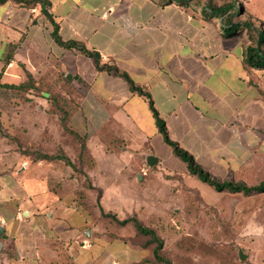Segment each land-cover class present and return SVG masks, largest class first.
<instances>
[{
  "label": "crops",
  "instance_id": "1",
  "mask_svg": "<svg viewBox=\"0 0 264 264\" xmlns=\"http://www.w3.org/2000/svg\"><path fill=\"white\" fill-rule=\"evenodd\" d=\"M49 1L63 40L99 52L149 93L170 138L206 172L230 181L264 159V72L245 69L242 36H223L220 21L177 2ZM53 31L40 5H0V83L63 76L82 96L75 131L97 143H134L150 167L151 142L163 138L149 99L57 44ZM183 164L176 174L189 178ZM155 165L163 168L162 160ZM35 168L25 176L18 175L22 168L0 174V264H153L151 250L133 243V229L130 236L120 232L131 226L95 231L100 214L78 206L75 197L45 192Z\"/></svg>",
  "mask_w": 264,
  "mask_h": 264
},
{
  "label": "rangeland",
  "instance_id": "2",
  "mask_svg": "<svg viewBox=\"0 0 264 264\" xmlns=\"http://www.w3.org/2000/svg\"><path fill=\"white\" fill-rule=\"evenodd\" d=\"M233 1L241 6L243 19H252L264 31V0ZM52 96L59 97L58 102L69 110L66 114L77 106L68 124L75 131L82 96ZM54 109L37 91H0V174L22 168L18 175L25 176L27 168L36 166L33 174L44 183L45 192L81 197L100 215L102 208L119 220L137 218L163 239L162 253L173 264H264V193L218 192L194 176L176 174L184 171L183 161L158 139L151 148L163 168L145 165L143 151L134 143H97L82 135L86 149L82 148ZM40 152L68 157L75 169L64 160H35ZM232 180L249 186L263 182L264 159ZM98 222L95 231L119 232L110 218L102 216ZM132 229L120 232L130 236Z\"/></svg>",
  "mask_w": 264,
  "mask_h": 264
},
{
  "label": "trees",
  "instance_id": "3",
  "mask_svg": "<svg viewBox=\"0 0 264 264\" xmlns=\"http://www.w3.org/2000/svg\"><path fill=\"white\" fill-rule=\"evenodd\" d=\"M10 0H0V5L5 4ZM18 5H22L27 8H34L37 5L41 6L42 13L51 21L54 25V31L52 33L54 40L57 44L68 50H75L84 56L92 59L96 65L97 70L107 71L124 78L133 92H137L140 95H144L149 99L150 109L152 111L156 127L159 133L162 135L164 143L169 146L175 156L182 160L186 164L187 172L189 175L194 176L199 181L207 184L218 192H229V193H243L245 195H253L258 193H264V181L253 186L247 185L245 182L240 181H221L218 178L212 176L210 173L206 172L195 160L193 155L180 147V145L170 138L166 123L162 119L154 107V103L151 99L149 93L144 91L142 88L135 86L130 77L125 73H120V71L114 67L110 66L108 63H104L99 52L95 50L88 49L83 43L78 41H65L59 34V26L53 21L48 9L51 6L49 0H11ZM164 4H171L177 2L180 6H187L196 11H201V15L208 20H218L221 22L222 33L225 37H239L242 36L245 40V45L243 48V63L247 71H259L264 72V31H262L258 26L255 25L252 19L245 18L241 16L243 14L241 6L238 5L233 0H163ZM68 81L63 77L57 78H40L34 79L32 76L28 80L20 85L13 84H2L0 83V88L7 91H14L17 93H25L37 91L45 99L51 102L55 106V112L60 114L63 118V127L65 130L72 134L76 139H78L82 148L86 149L85 137L80 135L78 132L70 129L68 124L72 118L74 110L68 114L61 103L58 102L59 97L52 96V94H76L72 89L68 87ZM46 92H42V91ZM61 100V98H60ZM66 103V101H65ZM69 111V110H68ZM64 113V114H63ZM72 114V115H71ZM35 160L37 161H53V160H64L70 167L75 169L74 163L65 156H50L43 153H37ZM78 206L88 211L90 214L94 215V207L90 203H87L85 199H77ZM100 217L110 218L114 221L115 225L118 227L131 226L135 232V237L133 243L139 245L144 249H150L152 252V262L153 264H173L169 259H167L162 251L164 249V241L161 239L155 230L144 226L137 218L130 217L127 219L119 220L116 215L106 214L100 208Z\"/></svg>",
  "mask_w": 264,
  "mask_h": 264
},
{
  "label": "water",
  "instance_id": "4",
  "mask_svg": "<svg viewBox=\"0 0 264 264\" xmlns=\"http://www.w3.org/2000/svg\"><path fill=\"white\" fill-rule=\"evenodd\" d=\"M68 77H69V76H68ZM69 78H70V77H69ZM146 161H147V164H148L150 167L154 166V165L158 162V160H157L153 155H149V156L146 158ZM137 177H138V180H141V178H142L140 174H138ZM3 230H4V228L0 225V237H1L2 234H3ZM0 246H1V244H0ZM239 257H240L241 260H244V258H245L244 254H243L242 252H240Z\"/></svg>",
  "mask_w": 264,
  "mask_h": 264
}]
</instances>
